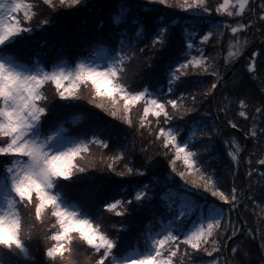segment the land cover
<instances>
[{
  "label": "snow or ice",
  "instance_id": "1",
  "mask_svg": "<svg viewBox=\"0 0 264 264\" xmlns=\"http://www.w3.org/2000/svg\"><path fill=\"white\" fill-rule=\"evenodd\" d=\"M150 2L172 4L207 20L202 27L187 22L182 26L183 55L169 62L166 85H158L155 90H150L148 84L139 85L136 80H130L128 66L136 59L137 52L149 50L144 67L151 68L159 49L166 46L172 27L180 23L179 18L168 24H157L151 33L140 22L134 36L117 31L110 33L107 39L90 41L84 52L72 58H56L49 71L38 58L25 62L13 45L25 34L54 23V17H45L34 24L33 18L38 13L33 11L32 0H0V193L7 205L0 206V253H3L0 264H20L19 257H30L27 241L33 235L35 224L24 222L21 209H31L28 215L40 223L49 212L55 218V225H51L55 230L50 237H45L55 241L45 250L50 264H175L176 257L184 254L198 256L201 262L206 259L207 264H232L227 258L221 260L220 253L227 248L233 256H239L241 248L236 243L229 246L228 242L233 238H257L253 228L242 231V225L238 226L232 220L231 213L242 202V194L238 195L234 185L226 191L224 176L210 167V162L216 158L212 152L215 139L224 131L218 127V115H226L227 109L218 108L216 113L204 115L201 114L205 107L203 102L210 101L217 92L223 96L222 90L230 87L229 82L209 56L203 54V47L200 55L188 57L196 48L194 38L198 37L200 45L209 43L214 34L223 35L221 24L231 34L249 30L257 23L264 24V0H260L258 6L251 0H222L214 6H209L208 0ZM42 3L57 10L54 0H42ZM58 3L80 7L82 0H58ZM214 12L233 18L239 14L241 19H247V23L237 20L233 26L227 19L212 15ZM99 24L103 25V21ZM144 39L149 43L141 44ZM236 43L238 51L234 54L240 55L243 44ZM257 57L264 58V46L257 47L248 57L246 67L249 72L256 71ZM189 70L211 73V82L205 85L197 76L194 83H189ZM138 80H143L142 74L138 75ZM48 84L54 86L56 96L65 104L87 99L140 136L144 135L141 130L147 129L152 139L142 148L146 163L137 168L125 164L127 173L145 174L148 162H154V157L147 155L149 145L158 143L163 149L162 155L168 157L164 181L174 180L177 175L182 178L183 184L177 186L182 189L179 204L168 198L169 192L175 193L174 188L165 184L161 191L165 212L156 217L158 227L155 230L151 220L146 223L141 232L145 244L143 250H122L119 233L110 234L100 223L105 211L119 216L131 214L130 208L123 207L125 201L122 198L101 200L99 206H95V173L116 172L115 162L124 160L126 151L121 148L117 155L105 158L93 154L91 146L107 149L110 142H116V130L108 125H94L89 135L88 131L79 128L80 120L65 127V121L55 117V106L45 94ZM82 85L90 88L89 97L81 96ZM138 104L142 115L136 119L133 111ZM239 105L243 107L245 100H239ZM254 112L253 121L264 117V100L258 102ZM239 115L248 118L250 113L241 111ZM184 117L187 120L182 121L183 128L171 123ZM226 124L233 129L239 127L233 119H226ZM256 128L254 122L252 130L244 135L256 138ZM260 135L264 136V129ZM240 151L241 145L236 144V150L228 148L227 154L232 161H237ZM178 161L182 162L183 170L177 167ZM256 163L260 166L256 171L264 181V157ZM248 164H252L251 153ZM237 168L238 162L228 168V174L234 177ZM246 174L251 177L252 169ZM119 175L123 176L125 172ZM154 188L152 182L141 185L126 203L135 200L142 204L154 196ZM247 188L255 195L251 183ZM193 189H203L224 203H202L189 195ZM260 197L264 198V191ZM191 216L199 223L187 226L185 221ZM247 223L242 222L243 225ZM119 228L126 229L127 225L121 224ZM259 241L264 252V231L260 233ZM260 264H264V257Z\"/></svg>",
  "mask_w": 264,
  "mask_h": 264
},
{
  "label": "trees",
  "instance_id": "2",
  "mask_svg": "<svg viewBox=\"0 0 264 264\" xmlns=\"http://www.w3.org/2000/svg\"><path fill=\"white\" fill-rule=\"evenodd\" d=\"M218 2H222V0H208L209 6H214ZM251 2L253 3V0ZM54 3L57 4V10H51L47 5L42 3V0L33 1V11L35 13L42 12L41 17L36 19V21L34 16V24L45 17H54L55 22L45 25L42 29L37 28L31 34H25L20 39V42L26 44L31 41L33 47L26 48L27 50L25 49L24 52L19 49L16 50L15 44L13 45L14 50L23 60L32 62L33 58H38L47 67H50L56 58L60 56L72 58L77 53L84 52L86 45L90 41L98 38L107 39L110 33L124 31L128 35L134 36L135 29L140 27V22L151 33L157 24H168L169 21L179 18L180 23L172 27L171 33L167 37L166 46L159 49L152 60L153 66L151 68L144 67L145 57L150 54L149 50H145L143 53L137 52L136 59L128 66L129 79L136 80L139 85L148 84L150 90H155L158 85H166L167 65L171 60H175L177 57L183 55L182 40L184 37L181 31L182 26L186 22L200 27L207 23V20L200 16H194L190 11L179 9L172 4L162 5L150 2V0H82L80 7L59 5L58 0H54ZM259 4L260 0H258L256 6ZM212 15L218 16L221 19H227L233 26H235L237 20L247 23V19H241L239 14L235 18L227 17L224 13L214 12ZM117 17L119 18L118 20ZM101 20L103 21V25L99 24ZM221 32L223 35L214 34V38L204 45L199 44L198 37L194 38L193 42L196 44V48L191 50V55H200V49L203 47V54L209 56V59L224 74L230 70L235 59L239 56L234 54L237 52L236 41L243 44V48L240 49L241 54L249 45L251 46L258 34L259 40L253 49L248 50L240 58L238 64L226 76L230 87L222 90L224 91V95L221 96L220 92H217V95L210 98V101L205 100L203 102L205 107L201 111V114L207 115L215 113L218 108L227 109L226 115L224 113L218 115V127L224 129V131L222 136H218L215 139L212 152L216 158L210 162V167L214 168L217 174L224 176L223 186L226 191L234 185L238 189V195L242 194L240 196L242 202L231 213L233 222L238 226L242 225V231L248 227L253 228L257 237L256 239L241 240L233 238V241H229L228 243L229 246L233 243L240 246L241 252L239 256H233L227 248L220 253V256L221 260L227 258L232 264H260V259L264 257V252H262L259 246V236L264 231V198L260 197V193L264 191V181L261 180L259 173L256 171L260 167L256 161L264 157V136L260 135L261 130L264 129V117H260L256 121H253L252 117L256 115L254 108L258 106V102L264 100V58L257 57V69L254 72H249L246 65L251 52L255 51L257 47L264 46V24L257 23L249 30L238 34L229 33L223 24H221ZM37 36L45 37L47 42L52 43L50 51L47 48H43L45 44L44 42H40L41 40H38ZM217 40L219 43L216 42ZM148 43L147 39L141 41V44ZM149 49H151L150 44ZM235 50L236 52H234ZM139 74L143 75V80H138ZM197 76L203 79L205 85L211 82L209 78L211 73H192L190 70L188 82L194 83ZM164 90L166 91V87ZM190 90L200 91V89ZM80 92L82 97H89L91 90L88 86L82 85ZM45 94L49 97L51 104L55 106L54 112L57 108L55 117L64 120L65 127H71L74 120H80L79 128L88 131L89 135H91L94 125H108L116 130V142H110L107 149L99 145L91 146L93 154L97 156L103 155L105 158L110 155H117L121 148H124L126 151V158L115 162L116 172L107 170L95 173L97 178L95 206L98 207L101 200L111 201L122 198L125 201L123 207L130 208L131 214L125 213L123 216H119L105 211L104 219L100 223L103 229L110 234L119 233L122 250L137 248L143 250L145 244L141 232L145 229L146 223L151 220L153 229L155 230L158 227L156 217L165 212L164 202L160 199L161 191L164 189L165 184L169 188H174L176 190L174 195L173 192H169L168 198L178 204L180 199L179 192L182 189L177 186L183 184L182 178L177 175L174 180L164 181L168 157L162 155L163 149L160 148L158 143L149 145L147 155H152L154 162H148V171L145 174L127 173L124 168L125 164L137 168L146 163L145 153L142 151V148L144 144L148 143L149 139H152L147 129L141 130L144 132V135L140 136L130 130L128 126L108 116L102 109L89 107V105L83 103L87 102L85 101L87 99H80L75 103L65 104L56 96L51 84L45 86ZM241 99L245 100L243 107L239 105V100ZM62 110L67 111L60 113ZM241 111H248L250 113L249 117H241L239 115ZM81 114L83 116L82 119ZM140 115H142V108L138 104L134 106L133 116L138 119ZM226 119L235 120L239 127L235 129L231 128L230 125L226 124ZM183 120H187V117L172 121L171 123L183 128ZM254 122L257 125L256 138L245 136L244 133L246 131L252 130ZM225 140L228 141L227 144L224 143ZM133 144L135 145L134 147ZM236 144L241 145V151L237 154V161H232L227 154V149L231 148L235 151ZM250 153L252 164L249 166L248 157ZM237 162L236 175L234 177L230 176L228 168ZM177 167L183 170L182 162L178 161ZM250 168L253 171L251 177L246 174ZM120 172H125V175H119ZM148 182L155 184L154 196L152 198L144 200L142 204H137L135 200L131 204L126 203L128 198L134 196L135 191L141 185ZM249 183L254 186L255 195L248 190L247 185ZM189 193L203 203H211L213 201L219 204L224 203L219 201L218 198L212 197L211 193L203 189H193ZM195 220H197L196 217L191 216L185 223L187 226H190ZM243 221H247L248 223L243 225ZM121 224H126L127 228H119ZM53 225H55V222ZM54 230L55 228L53 227L49 230L48 234L50 233L51 235ZM35 239L36 242H34ZM53 242H50V246ZM27 243L30 249V257H19L20 264H50L49 259L46 258L45 249L41 251L33 248L42 245L37 241V237H30ZM183 247L181 246V249ZM1 255L3 253H0ZM215 255L213 253V257ZM175 264H207V260L205 259L201 262L198 256L184 254L182 257L180 255L176 257Z\"/></svg>",
  "mask_w": 264,
  "mask_h": 264
},
{
  "label": "rangeland",
  "instance_id": "3",
  "mask_svg": "<svg viewBox=\"0 0 264 264\" xmlns=\"http://www.w3.org/2000/svg\"><path fill=\"white\" fill-rule=\"evenodd\" d=\"M34 0H32V2H33ZM257 2H258V0H253V4L254 5H256L257 4ZM41 14H42V12H39L38 13V15H36L35 16V21H36V19H39L40 17H41ZM21 15H22V13H21ZM38 37V40H41L40 42H44V44H45V46H43V48H47L49 51H50V49L52 48V46H51V44L52 43H49V42H47L46 41V38L45 37H41V36H37ZM258 40H259V34H258V36H257V38L255 39V41L251 44V46L249 45V47H247L245 50H244V52H242L239 56H237V58L235 59V62H236V60H238V62H239V60H240V58L243 56V55H245L246 53H247V51L248 50H250L251 48L253 49L254 47H255V45L258 43ZM21 40L19 39L18 41H16V43H15V45H14V47H15V49L16 50H20V51H25V49L26 48H31V47H33V45H32V42L30 41V42H28V43H26V44H24L23 42H20ZM39 42V43H40ZM57 44V43H56ZM56 47V46H55ZM54 47V48H55ZM27 50V49H26ZM237 51H238V48H237ZM239 51H240V49H239ZM234 52H236V50L234 51ZM192 56V55H191ZM191 56H190V58H191ZM24 61L25 62H29V61H27V60H25L24 59ZM234 62V63H235ZM238 62L236 63V65L238 64ZM233 63V64H234ZM235 65V66H236ZM233 66V65H232ZM231 66V67H232ZM231 69V68H230ZM47 70H49V71H51V66L50 67H47ZM229 71V70H228ZM227 73V72H226ZM225 75V74H224ZM52 88H54V86L52 85ZM85 101H87V102H83V103H86L87 105H89V107H96L95 105H93V104H90V103H88V100H85ZM65 108H70V107H65ZM215 109V108H214ZM56 111H57V108H56ZM56 111L54 112V114H56ZM65 111H67V110H62L60 113H64ZM215 113H216V111H215ZM173 195H174V193H173ZM189 195L191 196V197H194L191 193H189ZM195 198V197H194ZM196 199V198H195ZM197 200V199H196ZM180 203V199H179V202H178V204ZM203 203V202H202ZM0 206H3V207H6L7 205H6V199H5V197L3 196V194L2 193H0ZM31 211V209H28L27 211H25L24 209H21V213L23 214V217H24V222L26 223V224H35V227H34V229H33V235L31 236V238H33V237H37V241H39L42 245L40 246V247H33V248H35V249H39V250H41V251H43L44 249L46 250V247H48V246H50V242L52 241H54V240H51V239H45V237H50L51 235H50V233L48 234V232H49V230H51L53 227H51V225H53V223L55 222L56 223V221H55V218L51 215V213L49 212V213H47L46 215H45V217H44V221L42 222V223H40V222H37V221H34L33 220V218L31 217V216H29L28 215V212H30ZM193 223H199V221L198 220H195ZM192 223V224H193ZM191 224V225H192ZM190 225V226H191ZM47 234H48V236H47ZM42 239V240H41ZM34 242H36V239H35V241ZM55 242H53V244H54ZM181 246H183V245H181ZM133 250H135V249H133ZM2 256V255H1Z\"/></svg>",
  "mask_w": 264,
  "mask_h": 264
},
{
  "label": "water",
  "instance_id": "4",
  "mask_svg": "<svg viewBox=\"0 0 264 264\" xmlns=\"http://www.w3.org/2000/svg\"><path fill=\"white\" fill-rule=\"evenodd\" d=\"M237 62H238V60H236V62L231 67V69L224 75L225 77L233 70V68L235 67V65H236Z\"/></svg>",
  "mask_w": 264,
  "mask_h": 264
}]
</instances>
